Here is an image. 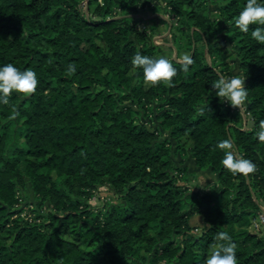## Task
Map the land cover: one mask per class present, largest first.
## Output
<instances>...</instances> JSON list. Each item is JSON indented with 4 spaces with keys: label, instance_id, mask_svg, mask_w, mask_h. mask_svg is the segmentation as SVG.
I'll list each match as a JSON object with an SVG mask.
<instances>
[{
    "label": "trees",
    "instance_id": "trees-1",
    "mask_svg": "<svg viewBox=\"0 0 264 264\" xmlns=\"http://www.w3.org/2000/svg\"><path fill=\"white\" fill-rule=\"evenodd\" d=\"M244 2L168 0L170 47L189 48L192 59L184 69L172 57L173 82L152 83L131 57L160 55L159 45L127 40L140 17L113 14L117 0H0V63L38 76L34 91L0 103V264H204L220 230L235 241L237 264H264V236L249 228L264 209V140L254 135L264 119V42L251 36L254 24H235ZM234 61L248 88L245 128L211 87ZM226 150L255 169L233 173ZM189 164L215 173L210 189L179 184L176 171ZM25 177L42 207L34 219L21 215L31 199L18 195ZM105 183L117 201L104 209L71 194Z\"/></svg>",
    "mask_w": 264,
    "mask_h": 264
},
{
    "label": "clouds",
    "instance_id": "clouds-1",
    "mask_svg": "<svg viewBox=\"0 0 264 264\" xmlns=\"http://www.w3.org/2000/svg\"><path fill=\"white\" fill-rule=\"evenodd\" d=\"M235 24L239 29L247 32L250 24H254L251 36L259 42H264V0H245L235 17ZM187 61L182 65L187 69L191 63V56L184 54ZM133 65L142 68L143 79L152 83H172V77L178 69L165 55L143 54L135 52L131 57ZM69 71L75 70V65L69 63ZM245 76L241 75H219L211 81V87L216 94L234 106H240L246 99L248 88L244 84ZM38 84L36 71L31 67L20 68L12 62L0 63V103H8L9 95L13 90L30 93ZM202 110V109H201ZM15 115V113H13ZM254 135L264 140V119L260 120ZM222 146L231 143L228 139L219 141ZM223 164L233 173L247 174L256 167L255 162L243 155L226 150L223 156ZM216 239L221 241L218 247H213L205 257L204 264H237L235 241L228 231L220 230L216 233Z\"/></svg>",
    "mask_w": 264,
    "mask_h": 264
},
{
    "label": "rangeland",
    "instance_id": "rangeland-1",
    "mask_svg": "<svg viewBox=\"0 0 264 264\" xmlns=\"http://www.w3.org/2000/svg\"><path fill=\"white\" fill-rule=\"evenodd\" d=\"M118 4L115 6L113 14L119 15L123 10H130L131 13L137 14L138 18V30L132 32L127 40H133L137 46H144L145 44H158V53L160 55H165L169 59L175 56L177 52L178 58L183 59L184 54L190 53L189 48H183L178 51L177 48L170 47L169 43H173V35L171 34L172 24L165 22L163 18L169 19L171 22L175 21V17L171 13L170 6L168 5V0H138L135 4L132 3V0H117ZM126 5L124 7L123 5ZM215 5L212 4V8ZM169 42V43H168ZM229 45V44H228ZM224 55L231 56L234 58L235 51L227 47L224 51ZM233 73L231 75H240L239 67L237 63L232 62ZM230 75V76H231ZM245 81V80H244ZM158 100V99H157ZM247 99H245L240 106H233L234 111L237 112L241 119L244 120V128L246 125L252 124V119L249 112L245 111L247 108ZM249 118H248V116ZM247 123V124H246ZM189 170L187 172L176 174L179 176V184L184 186H189L191 189H196V186H201L205 189H210L213 182L216 179L215 173H213L210 168H201L194 169L193 164H189ZM23 188L18 190V195L20 198L23 195L30 197V200L22 198V202L25 201V204L22 205L21 215L25 218L34 219L38 214V208L40 209L41 205L36 203V196L34 195L33 185L29 177L24 178ZM75 189L78 188L77 185L74 186ZM82 188V187H81ZM75 191L71 193L74 196L87 197L89 203H91L95 209H104L112 205L117 201V189L112 187L109 183L98 184L90 186L88 188V196L86 194ZM36 200V201H35ZM46 205L44 206V211L50 209L49 199L45 200ZM261 204L264 206V199L261 200ZM42 208V207H41ZM198 214V213H197ZM192 217H190L191 219ZM202 217L201 222L198 224H192L193 231L199 233L203 226H205V221ZM191 222V220H190ZM203 224V225H202ZM249 228L252 231L258 232L264 236V212H258L252 220V223L249 225ZM168 264V263H166Z\"/></svg>",
    "mask_w": 264,
    "mask_h": 264
},
{
    "label": "crops",
    "instance_id": "crops-1",
    "mask_svg": "<svg viewBox=\"0 0 264 264\" xmlns=\"http://www.w3.org/2000/svg\"><path fill=\"white\" fill-rule=\"evenodd\" d=\"M169 43V42H168ZM169 45H172L171 43H169ZM173 48V47H172ZM264 212V209L262 210ZM201 219H202V215L201 214H195L192 216V218L190 219L191 220V223L192 224H198L201 222ZM204 222V221H203ZM203 225V224H202Z\"/></svg>",
    "mask_w": 264,
    "mask_h": 264
},
{
    "label": "water",
    "instance_id": "water-1",
    "mask_svg": "<svg viewBox=\"0 0 264 264\" xmlns=\"http://www.w3.org/2000/svg\"><path fill=\"white\" fill-rule=\"evenodd\" d=\"M174 58L178 59V55H177V52L175 53V56H174Z\"/></svg>",
    "mask_w": 264,
    "mask_h": 264
}]
</instances>
